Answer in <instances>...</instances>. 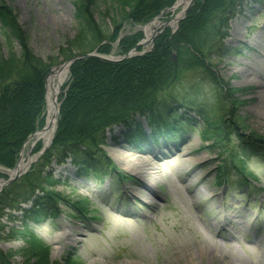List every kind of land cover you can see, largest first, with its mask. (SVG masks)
<instances>
[{
	"label": "rangeland",
	"instance_id": "rangeland-1",
	"mask_svg": "<svg viewBox=\"0 0 264 264\" xmlns=\"http://www.w3.org/2000/svg\"><path fill=\"white\" fill-rule=\"evenodd\" d=\"M75 3L76 0H7L30 35L36 55L55 64L50 73L65 63L61 49L77 34ZM173 16L157 21L166 23ZM144 26L125 23L122 37L143 32ZM166 30L171 36L178 32L176 27ZM229 35L226 47L230 53L217 57L213 64L219 79L233 90L230 95L236 106H232L230 98L225 104L227 112L233 111L225 120L226 126H233L230 143L224 139L216 145L205 139L204 132L223 126L218 117L224 100L222 103L219 86L195 79L194 88L186 94L208 109L209 120L187 112L189 124L184 130L165 144L147 147L148 154L123 141L125 132L117 128L107 141L106 152L128 177L125 183L119 176L80 178L70 163L53 164L46 172L62 186L52 190L72 204L87 200L86 217L72 216L61 206L57 218L28 221L24 226L21 215L7 212L16 214V218L2 219L5 228L0 248L13 254L15 263L23 264L22 251L28 248V235L33 234L50 249L52 264H65L70 255L76 264H264V163L251 155L243 158L242 164L252 176L245 185L249 177L232 168L226 150L227 144L239 145L237 133L264 139V95L258 86L264 81V6L251 4L242 16L230 22ZM117 51L114 47L110 56H121ZM46 111L47 106L39 130L45 128ZM224 135L225 132L221 138ZM33 142L34 139L26 144L25 160L36 159ZM143 161H151V167L144 166L143 173H136L134 169ZM221 170H226L233 189L222 187ZM152 172L161 182L147 190L144 183ZM4 180L7 178H0ZM254 187L260 188L262 194L255 191L250 197ZM16 230L20 236L14 235Z\"/></svg>",
	"mask_w": 264,
	"mask_h": 264
},
{
	"label": "trees",
	"instance_id": "trees-1",
	"mask_svg": "<svg viewBox=\"0 0 264 264\" xmlns=\"http://www.w3.org/2000/svg\"><path fill=\"white\" fill-rule=\"evenodd\" d=\"M176 1L76 0L78 31L74 40L61 49V56L67 61L95 50L101 55H110L114 47L120 55H125L144 36L138 32L122 37L124 24L145 25L173 7ZM251 4L264 6V0H198L178 32L171 36L169 30H165L155 40L151 52L117 64L97 58L75 62L60 97L58 129L50 147L27 174L0 193V240L5 228L2 219L16 218V214L7 212L21 215L24 226L28 221L38 223L45 218H57L61 206L72 216L86 217L87 200L72 204L52 190L62 186L46 172L53 164L61 166L70 162L76 175L83 178L109 175L116 179L122 174H117L106 147L117 128L124 130L123 140L127 144L143 150V144L149 143L151 138L170 137V133L177 136L183 131L189 124L187 112L209 120L206 118L209 117L208 109L186 94L194 88L195 79L219 86L221 102L224 100L218 117L223 126L216 131L212 127L214 132H204L205 139L216 145L224 139L230 143L233 126H226L225 120L233 111L227 112L225 104L228 98L232 106L236 104L230 95L233 90L227 89L216 75L213 63L217 57L221 59L230 53L226 47L229 24L242 16ZM0 29L3 32L0 44V166L13 169L27 139L44 123L45 81L55 64L36 55L30 35L19 24L7 0H0ZM177 92L187 96L181 97ZM143 119L151 134H147ZM237 135L238 148L227 144L226 150L232 168L250 178L242 160L251 155L264 161V139L256 134ZM41 149L39 143L35 152ZM235 151L239 152L238 156ZM223 173L226 170H221L220 177ZM0 178L5 176L0 173ZM226 184L231 187L228 180ZM14 235L20 236L21 232L16 230ZM28 236V248L22 251L23 264H52L50 249L33 234ZM72 256L65 264H76ZM13 257L0 248V264H18Z\"/></svg>",
	"mask_w": 264,
	"mask_h": 264
},
{
	"label": "bare ground",
	"instance_id": "bare-ground-1",
	"mask_svg": "<svg viewBox=\"0 0 264 264\" xmlns=\"http://www.w3.org/2000/svg\"><path fill=\"white\" fill-rule=\"evenodd\" d=\"M194 0H178L175 8L170 11L174 16L173 18L166 23H160L157 20L152 22L143 28V32L146 37L147 47L150 45L149 42L151 40L152 35L155 33V30L162 29L164 27L175 28L177 26L178 21L184 16L185 11L188 10L191 3ZM176 14V15H175ZM149 44V45H148ZM69 72L66 67H60L53 71V73L47 79V91H46V103H47V111L45 114L46 117V125L45 129L42 132H39L35 135L34 142L42 143L44 147H47L50 144L53 133L56 129V119H57V104L56 101L60 95V90L65 84L68 78ZM259 87L262 88V93L264 95V81L258 83ZM108 153V152H107ZM163 161H159L162 163ZM31 160H25L23 157L18 166V172H22L30 166ZM151 161H143L140 166H137L134 170L136 173H143L142 167H151Z\"/></svg>",
	"mask_w": 264,
	"mask_h": 264
},
{
	"label": "water",
	"instance_id": "water-1",
	"mask_svg": "<svg viewBox=\"0 0 264 264\" xmlns=\"http://www.w3.org/2000/svg\"><path fill=\"white\" fill-rule=\"evenodd\" d=\"M197 0H194L190 7L188 8L187 11H185V14L184 16L178 21L177 23V28H179V25L180 23L182 22L183 19H185L191 9V7L195 4ZM174 8L170 9L169 11L163 13V15L165 14H168L170 11H172ZM161 16H159L158 18H160ZM163 30V29H162ZM160 32L158 31L157 34L153 35L151 37V40L149 42V44H153L154 40L156 39V37L158 36ZM148 44V45H149ZM147 46V43H146V40L142 41L141 43H139L131 52H129L127 55L123 56V57H120V58H115V57H112V56H100L98 55L97 53H91V54H84V55H79V56H75L74 58H72L70 61L66 62L63 67H66L68 70H70L71 66L78 60H81V59H86V58H91V57H95V58H98V59H101L103 61H106V62H109V63H119L121 61H124V60H127L133 56H135V52L142 48V47H146ZM146 52H143L142 54H145ZM59 113V110H57V114ZM32 137H30L28 140H30ZM19 163L20 161L18 162L16 168L13 170L12 172V175L9 177V180L8 181H1L0 183V191H2L6 186H8L9 184L13 183L15 180H17L22 174H24L23 172H18V166H19Z\"/></svg>",
	"mask_w": 264,
	"mask_h": 264
}]
</instances>
